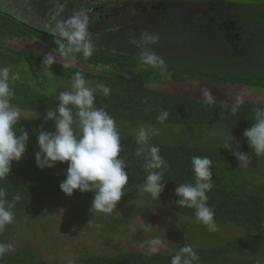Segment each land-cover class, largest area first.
I'll return each instance as SVG.
<instances>
[{
	"label": "trees",
	"instance_id": "obj_1",
	"mask_svg": "<svg viewBox=\"0 0 264 264\" xmlns=\"http://www.w3.org/2000/svg\"><path fill=\"white\" fill-rule=\"evenodd\" d=\"M111 2L109 9L103 6L108 16L103 22L120 21L121 38L132 46L127 54L96 48L87 59L81 53L66 57L59 52V39L34 33L0 13V41H37L57 55L93 70L100 69L101 73H89L57 63L45 68L42 66L43 58L2 45L0 66L14 67L21 73L25 69L33 74L43 73L46 75L44 80L53 79L63 84H71L74 75L80 72L89 87L107 85L111 95L104 97L97 90L95 106L103 107L118 124L182 129L218 127L244 132L254 123V109L264 108V104L243 103L233 112L234 104L200 101L181 94L158 92L151 87L165 80L172 83L196 80L210 87L232 85L264 91L263 1L144 0L143 7L133 8L124 3ZM143 32L159 36L158 43L151 47L163 57L164 68H151L139 62L137 54L140 49L130 40H138ZM10 87L14 91L10 101L13 106L41 115H46L48 109L54 110L59 103V93L65 91L57 87L48 91L52 93L41 95L38 91L34 92L32 83L18 80H10ZM163 110L168 111L169 117L161 124L157 116ZM72 111L75 114L76 109ZM41 125L44 130H54V124L45 122L41 117L30 121L18 120L14 125L18 135L22 128L29 133V141L24 158L18 163L13 162L10 175L0 179V187L7 192L9 202L16 195L20 196L11 210L14 214L30 212L44 203L58 201L92 203L93 193L81 194L76 191L69 197L60 190V182L66 176V163H57L44 170L37 167L35 153L39 148L36 135ZM149 145L159 146V154L168 164L164 174L166 187L159 199L141 190L147 175L144 157L135 155L139 145L134 138L121 137V158L127 166L129 182L118 204L135 203L141 206L113 221L111 229L116 226L125 228L147 208H163L180 218L197 221L194 209L176 205L178 198L175 188L183 183H194L191 160L193 156H200L212 161V180L215 185L207 193V203L214 209L218 227H234L255 235L217 248L194 249L200 257L195 264H220L264 247V190L234 183L227 178L239 161L232 151L223 148L226 144L215 147L149 141ZM232 145L234 149L239 145V150L248 154L254 163L264 161V155L253 154L248 144ZM175 254L128 252L82 256L76 264H171ZM0 264L46 263L24 248L0 256Z\"/></svg>",
	"mask_w": 264,
	"mask_h": 264
},
{
	"label": "rangeland",
	"instance_id": "obj_2",
	"mask_svg": "<svg viewBox=\"0 0 264 264\" xmlns=\"http://www.w3.org/2000/svg\"><path fill=\"white\" fill-rule=\"evenodd\" d=\"M124 3L128 7H143L144 0H111ZM110 0H98L95 4L111 7ZM94 4V5H95ZM57 6V7H56ZM50 0H0V11L11 15L20 23L34 29L45 30L55 37L59 35V25L67 21L79 8L60 7ZM109 7V8H108ZM113 9V8H112ZM89 23V33L95 48L118 54H127L132 49L127 41L121 38V23L118 20L110 22ZM0 45L20 52H28L41 58L47 54L55 55V63L75 68L89 73H101L100 69L89 67L59 56L42 43L25 39H10L0 41ZM134 48V47H133ZM2 67V66H0ZM12 69V80L32 83L34 92L45 95L49 90L57 87L65 91L71 90V84H63L55 80H44L45 74H33L25 69L23 73ZM158 92L181 94L192 99L206 101L201 95L202 88H208L214 97V103L234 104L236 97H241L244 103L264 104V91L248 89L242 86L202 85L196 80L182 83L161 81L151 87ZM44 118V114L20 110L19 120H33ZM78 122V117L75 118ZM51 124L52 121H48ZM117 130L121 137L134 138L140 126L129 123L118 124ZM78 123H74L76 128ZM149 127V126H147ZM155 132L149 141L160 144L187 143L205 146H223L232 137V144H248L243 132L224 130L213 127L205 129L159 128L150 127ZM232 136V137H231ZM227 178L234 183L251 185L264 190V161L251 163L239 167L228 173ZM92 203H74L58 201L44 203L30 212L14 214L13 223L0 230V243L11 244L13 249L6 252H18L29 249L46 264H76L82 256L117 255L128 252H149L150 241L159 239L155 253H174L184 244L193 249L217 248L243 237L254 236L234 227H218V231H209L202 223L180 218L163 208H147L138 214L125 228L116 226L111 229L110 224L129 211L137 210L141 205L135 203L117 204L114 211L103 213L91 210ZM220 264H264V247L236 257L231 261Z\"/></svg>",
	"mask_w": 264,
	"mask_h": 264
},
{
	"label": "clouds",
	"instance_id": "obj_3",
	"mask_svg": "<svg viewBox=\"0 0 264 264\" xmlns=\"http://www.w3.org/2000/svg\"><path fill=\"white\" fill-rule=\"evenodd\" d=\"M61 39L57 41L59 52L64 56H74L81 53L85 59L96 51L89 33L88 18L83 13H76L67 21L59 25ZM159 36L143 32L139 39L133 38L130 43L139 48L137 54L141 64L151 68H164L165 61L151 47L157 44ZM55 64V55L47 54L42 66L49 68ZM9 66L0 67V179L6 178L12 171V163L21 161L26 152L29 133L22 128L18 135L14 125L20 117V109L11 104L14 91L10 87L11 75ZM104 97L111 95V89L104 84L89 87L88 82L80 72L72 78L71 90L62 91L58 96V105L54 110L48 109L45 122L52 121L54 130H44L41 125L36 135L39 151L35 153L37 167L41 170L52 168L57 163L67 164L66 176L60 182L59 188L71 197L76 191L81 194L93 193L91 210L103 213L114 211L122 196L125 195L129 182V173L124 159L121 158V137L117 130L116 121L103 107L95 106L96 91ZM201 95L207 102H214L210 89L202 88ZM244 101L236 97L233 112ZM71 106V107H70ZM76 112L73 113L72 109ZM254 123L244 130L243 136L248 142L251 152L256 156L264 155V108H256ZM78 117V122L75 118ZM169 117L166 110L161 111L157 121L163 124ZM74 123H78L76 128ZM155 132L147 126H140L135 134L139 147L136 156H143L146 179L141 186L144 193L159 199L164 191L165 170L168 168L166 160L159 154V146L149 145V140ZM232 137V136H231ZM223 148L232 151L239 161V167L251 163L248 154L239 150V145L233 148L232 140ZM147 146V147H146ZM212 161L208 157L193 156L191 160L194 183H183L175 188L178 198L175 203L181 207L195 210V217L209 231H218L214 219V209L207 201V193L214 187L211 170ZM7 192L0 187V230L13 223L15 201L19 195L13 197L12 202L7 199ZM152 245L149 253H155L159 239L150 241ZM13 249V245L0 243V256ZM200 257L192 246L184 244L171 259V264H195Z\"/></svg>",
	"mask_w": 264,
	"mask_h": 264
},
{
	"label": "flooded vegetation",
	"instance_id": "obj_4",
	"mask_svg": "<svg viewBox=\"0 0 264 264\" xmlns=\"http://www.w3.org/2000/svg\"><path fill=\"white\" fill-rule=\"evenodd\" d=\"M50 1H55V2L59 3L61 5L60 6L61 8L62 7H70V6H73L71 8L76 9L77 7H80L79 8L80 13H83L84 15L87 16L88 22L91 21L93 23H99V22L106 21L108 19V16H106V13H105L106 11L103 10V5H97V4H95L96 2H98V0H84L82 2H79V1H69L68 2V1H64V0H50ZM0 13L6 15L4 12H1L0 11ZM119 15H120V13H118V16ZM9 16H11V15H9ZM35 30H37L40 33H46L45 30H43V31L42 30H38V29H35ZM46 34L52 36L51 38L54 37L55 39H61L59 37H55L54 35H52L50 33H46Z\"/></svg>",
	"mask_w": 264,
	"mask_h": 264
},
{
	"label": "water",
	"instance_id": "obj_5",
	"mask_svg": "<svg viewBox=\"0 0 264 264\" xmlns=\"http://www.w3.org/2000/svg\"><path fill=\"white\" fill-rule=\"evenodd\" d=\"M64 1H68V2H69V1H79V2H82V1H84V0H64ZM258 1H263V2H264V0H258ZM6 16L9 17L10 19H12L13 21H15L16 23H18L19 25L25 27L26 29H28V30H30V31H33L34 33H37V34L43 35V36H45V37H52V36H50V35H48V34H46V33H40V32H38L37 30H35V29L29 27L28 25H25V24H23V23H20L19 21H17V20H16L15 18H13L12 16H9L8 14H6ZM53 38H54V37H53Z\"/></svg>",
	"mask_w": 264,
	"mask_h": 264
}]
</instances>
